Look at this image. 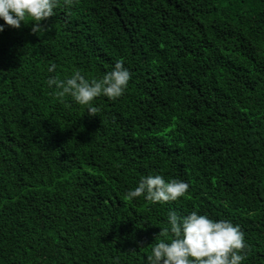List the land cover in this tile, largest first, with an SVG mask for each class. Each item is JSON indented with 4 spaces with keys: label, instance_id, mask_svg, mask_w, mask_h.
Segmentation results:
<instances>
[{
    "label": "trees",
    "instance_id": "16d2710c",
    "mask_svg": "<svg viewBox=\"0 0 264 264\" xmlns=\"http://www.w3.org/2000/svg\"><path fill=\"white\" fill-rule=\"evenodd\" d=\"M31 23L0 31V264H144L170 209L238 224L264 264V0H57ZM116 59L96 114L45 85ZM149 172L188 189L129 200Z\"/></svg>",
    "mask_w": 264,
    "mask_h": 264
},
{
    "label": "clouds",
    "instance_id": "9594fccd",
    "mask_svg": "<svg viewBox=\"0 0 264 264\" xmlns=\"http://www.w3.org/2000/svg\"><path fill=\"white\" fill-rule=\"evenodd\" d=\"M57 0H0V31L6 26L20 27L21 22L31 21L30 31H44L47 25L40 21L54 14ZM55 64L47 72L53 73ZM130 78L129 70L116 59L102 75L85 76L79 69L63 77L50 75L45 85L51 95L59 100L66 96L84 106L89 114H96L98 107L91 102L97 96L109 100L121 96ZM83 110V111H84ZM188 189L186 181L154 172L141 175L134 187L126 191L129 200L143 196L148 202L175 201ZM159 238L152 243L144 257V264H240L247 248L244 234L238 224L228 219L212 218L193 209L180 215L168 210L164 227L159 228ZM155 235V237L157 236Z\"/></svg>",
    "mask_w": 264,
    "mask_h": 264
}]
</instances>
